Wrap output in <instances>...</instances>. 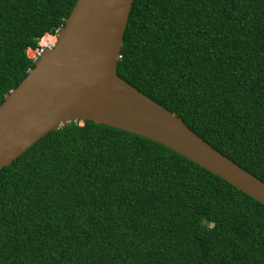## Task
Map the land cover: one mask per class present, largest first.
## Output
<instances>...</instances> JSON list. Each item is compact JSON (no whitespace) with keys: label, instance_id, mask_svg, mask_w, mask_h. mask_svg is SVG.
I'll use <instances>...</instances> for the list:
<instances>
[{"label":"trees","instance_id":"trees-1","mask_svg":"<svg viewBox=\"0 0 264 264\" xmlns=\"http://www.w3.org/2000/svg\"><path fill=\"white\" fill-rule=\"evenodd\" d=\"M75 0H0V104ZM116 76L264 183V0H132ZM0 264H264V206L90 121L0 169Z\"/></svg>","mask_w":264,"mask_h":264},{"label":"water","instance_id":"water-1","mask_svg":"<svg viewBox=\"0 0 264 264\" xmlns=\"http://www.w3.org/2000/svg\"><path fill=\"white\" fill-rule=\"evenodd\" d=\"M132 0H75L54 44L0 104V169L50 131L90 121L156 142L264 206V183L116 76Z\"/></svg>","mask_w":264,"mask_h":264},{"label":"rangeland","instance_id":"rangeland-1","mask_svg":"<svg viewBox=\"0 0 264 264\" xmlns=\"http://www.w3.org/2000/svg\"><path fill=\"white\" fill-rule=\"evenodd\" d=\"M54 41H55L54 37L45 36L39 41V46L46 45L47 48H50V46H52L54 44ZM28 55L30 57L33 56V54H31V52L28 53Z\"/></svg>","mask_w":264,"mask_h":264},{"label":"built area","instance_id":"built-area-1","mask_svg":"<svg viewBox=\"0 0 264 264\" xmlns=\"http://www.w3.org/2000/svg\"><path fill=\"white\" fill-rule=\"evenodd\" d=\"M46 49H48L47 46L46 45H43V46H39L37 49H35L34 51H32L31 52V54H33V56H31L32 60L35 61L38 58V56L40 54H42ZM26 53L28 54L29 51L27 50Z\"/></svg>","mask_w":264,"mask_h":264},{"label":"clouds","instance_id":"clouds-1","mask_svg":"<svg viewBox=\"0 0 264 264\" xmlns=\"http://www.w3.org/2000/svg\"><path fill=\"white\" fill-rule=\"evenodd\" d=\"M54 39H55V37H54ZM38 47H39V43H38ZM50 48H51V47H50ZM50 48H48V49H50ZM36 49H37V48H36ZM48 49H46V50H48ZM46 50H45V51H46ZM28 51H29V50H28ZM33 51H34V50H33ZM30 52H32V51H29V53H30ZM27 56H29V55L27 54ZM29 57H30V56H29ZM33 62H34V61H33Z\"/></svg>","mask_w":264,"mask_h":264}]
</instances>
